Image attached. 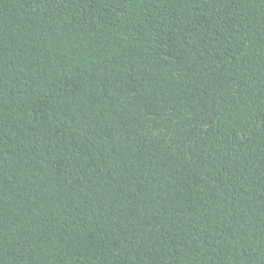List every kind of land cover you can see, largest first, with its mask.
<instances>
[{
	"label": "trees",
	"instance_id": "obj_1",
	"mask_svg": "<svg viewBox=\"0 0 264 264\" xmlns=\"http://www.w3.org/2000/svg\"><path fill=\"white\" fill-rule=\"evenodd\" d=\"M0 264H264V0H0Z\"/></svg>",
	"mask_w": 264,
	"mask_h": 264
}]
</instances>
